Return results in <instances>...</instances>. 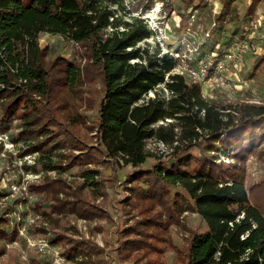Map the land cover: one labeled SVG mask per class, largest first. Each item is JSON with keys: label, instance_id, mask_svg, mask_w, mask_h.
Returning a JSON list of instances; mask_svg holds the SVG:
<instances>
[{"label": "trees", "instance_id": "16d2710c", "mask_svg": "<svg viewBox=\"0 0 264 264\" xmlns=\"http://www.w3.org/2000/svg\"><path fill=\"white\" fill-rule=\"evenodd\" d=\"M117 2L0 0V130L17 120L12 139L21 141L23 154L38 152L33 165L24 163L25 169H83L82 183L61 175L31 182L32 190L47 193L50 200L47 209L42 202H34L33 208L44 212L54 227L68 214L113 221L96 201L102 194L95 179L100 170L88 164L122 160L134 169L126 178L131 191L126 212L133 220L117 238L120 264H162L166 245L176 248V264H264V179L250 186L246 181L248 156L264 161V104L222 105L206 98L200 82L174 71L173 55L160 48L150 53L139 44L150 37V29L143 18L123 20L112 7ZM258 2L252 0L249 13ZM41 32L79 43L84 59L74 63L61 53L50 55L40 44ZM96 80L103 84L99 100L85 91ZM97 101L94 127L100 146L90 145L80 132L93 126L79 108ZM148 139L171 145L178 141L168 153L174 157L170 165L160 159L142 167L151 155L145 148ZM47 146L51 152L61 149L57 159L45 155ZM193 146L199 155L189 151ZM229 147L236 161L223 167L219 151ZM88 181L95 186V199L85 191ZM186 208L197 211L206 227L189 228L180 248L169 231L184 223L180 215ZM7 219L0 215V239L19 234L1 225ZM57 236L72 242L78 264L94 262L104 250L95 240L73 238L67 231Z\"/></svg>", "mask_w": 264, "mask_h": 264}, {"label": "rangeland", "instance_id": "374dc122", "mask_svg": "<svg viewBox=\"0 0 264 264\" xmlns=\"http://www.w3.org/2000/svg\"><path fill=\"white\" fill-rule=\"evenodd\" d=\"M251 2L252 0H152V2L118 0L112 7L123 17V20L143 18L151 35L139 44L148 46L150 53L160 48L162 52L173 55L177 59L174 71L183 72L189 80L200 82L206 98L222 105L242 102L264 104V0H259L253 13H249L248 7ZM40 44L47 47L50 55L61 53L74 63L84 59L86 53L85 48L79 43L50 32H41ZM176 51L180 52L181 57L175 56ZM215 59H221L222 62L217 65ZM214 61L215 64L211 63ZM217 75L222 76L223 79L221 80ZM216 76L217 80H215ZM85 91L87 95L99 100L103 95V84L96 80L87 85ZM149 94L152 95L153 92ZM98 107L97 101L93 107H87L83 103L79 108L86 115V123L93 126L90 129L81 127V135L94 146H100L97 129L94 127L99 114ZM17 124L15 120L9 125L11 128L6 130L10 138L14 136V131H17ZM3 127L6 125L3 124ZM0 140L3 141L1 137ZM14 143L12 147L6 146L4 142L0 143V198L4 197V201H7L5 206H0V215L9 204L13 205L9 213L14 209L28 211L29 208L36 215L32 216L35 220L26 219L27 235L22 232L13 239L11 236L0 239V264H78L73 258L72 242L65 237L57 239L59 231H67L73 238L93 239L104 249L100 256H94V262L86 264H120L116 249L117 238L122 226L133 220V216L126 212V208L130 205L125 199L127 195L128 199L131 197L128 188L130 183L126 178L133 171L134 166L121 161L117 163L114 160H110L112 163L109 165L88 164L100 170L95 179L101 183L99 191H102V194L96 197V201L109 210L113 215V221L87 220L75 214H68L62 219L60 226L54 227L44 212L33 208L34 202H42L43 207L47 209L50 200L47 193L28 187V182L39 180L33 179L31 173L34 170L25 169L23 166L25 161L33 163V156L29 157L27 154L37 156L38 152H26L25 155L22 152L21 141ZM50 148L47 146L45 155L50 153L54 159H57V153L61 149H54L51 152ZM145 148L151 155L142 164L144 168L151 167L160 159L166 165H170L174 160V157L169 156L168 153H161L154 139H148ZM74 151L79 152L78 149ZM189 151L200 154L197 146H193ZM229 152L233 153V151ZM218 161H223L221 163L225 167V164L234 163L236 159L225 156L224 160ZM38 170H42L40 165ZM82 173V168L73 165L62 173L53 171L50 176L53 178L61 175L70 181L82 183L84 181ZM262 179H264V161H261L257 155L251 154L246 159L247 185L250 186ZM25 186L29 190L28 193L24 189ZM94 189L95 186L88 181L85 191L92 198H94L92 192ZM132 212L134 213V210ZM180 217L184 223L173 224L169 234L174 244L183 248L185 238L190 235L189 228L204 230L206 222L197 211L187 208L182 211ZM14 222L15 220L10 216L8 223ZM1 225L5 227V222ZM73 225L77 226L78 232L74 230ZM98 226H101L102 230H98ZM47 238L50 242L42 252L38 249V243ZM166 247L160 261L162 264H176L178 260L176 248L171 245ZM61 251L65 252L67 257L60 258ZM100 257H104L105 260H100Z\"/></svg>", "mask_w": 264, "mask_h": 264}, {"label": "built area", "instance_id": "2783aa9c", "mask_svg": "<svg viewBox=\"0 0 264 264\" xmlns=\"http://www.w3.org/2000/svg\"><path fill=\"white\" fill-rule=\"evenodd\" d=\"M175 56L176 57H181V54H180V52L179 51H176V54H175ZM231 56V55H230ZM216 61H217V65H219L221 62H222V60L221 59H215ZM211 63H216L215 61L214 62H211ZM222 66V65H221ZM217 76H219V75H217ZM215 77V80H217L218 79V77ZM219 78L222 80L223 79V77L222 76H219ZM150 93H152V92H150ZM0 132H1V135H0V137L3 139V141L2 140H0V143H2V142H4V144L6 145V146H8V147H12L15 143H14V141H13V139L12 138H10V136H9V134L6 132V131H2V130H0ZM156 142H157V145H158V148H159V150L160 151H162L161 153L163 154V153H169L172 149H173V147H174V145L175 144H177L178 143V141H175L172 145L171 144H168V143H165L164 141H162V140H158V139H154ZM229 151H233L232 149H231V147H229L228 149H227V151L225 152V151H223V150H221V151H219V154H220V157L218 158V160H224L225 159V156L226 157H233L232 156V153L231 152H229ZM26 155V154H25ZM29 157L30 156H33V163L32 164H34L35 163V161H36V154H27ZM222 157V158H221ZM29 161V160H28ZM121 162H123L122 160H120ZM27 161H25L24 163H26ZM30 162V161H29ZM226 162H231V161H227L226 160ZM24 163H23V166H24ZM30 164V163H29ZM53 171H55V172H57L58 171V173H59V170H57L56 171V169H51V170H38V171H32V177H33V179H37V180H39V181H41L46 175H49L50 176V174L53 172ZM61 173H62V171H61ZM33 182V181H32ZM30 184L31 183H29L28 182V187H30ZM24 189H25V191L28 193V188H27V186H25L24 187ZM30 189V188H29ZM24 193V192H23ZM28 196V195H27ZM26 197V196H25ZM128 200V195H127V198L125 199V201H127ZM0 206L1 207H3V206H5L6 205V203H7V201H4V197H2V199L0 198ZM27 204V203H26ZM12 206L13 205H11V204H9V206H7V208L1 213V215H3L4 217H7L8 219L6 220V221H4L5 222V228L7 229V231H8V233H12L15 229H17L18 230V233H22V232H25V234L27 235L28 234V230H27V221H26V219L27 220H35V218H33L32 216L35 214H33V211H32V209H29L28 208V206H27V208H28V211L26 210H24L23 212L21 211V210H13V212L12 213H9L10 212V210H12ZM34 207V206H33ZM11 217H13V219L15 220V222L14 223H11V224H9L8 223V221H10V216ZM36 215V214H35ZM34 215V216H35ZM12 222V221H11ZM29 235H31V234H29ZM32 236V235H31ZM49 242H50V239L49 238H47V240H42V241H40L39 243H38V249L40 250V251H44L45 250V248L47 247V245L49 244ZM62 256V257H61ZM61 256H60V254H59V257L60 258H65V257H67V255L65 254V252H63V251H61Z\"/></svg>", "mask_w": 264, "mask_h": 264}, {"label": "crops", "instance_id": "0c3cea01", "mask_svg": "<svg viewBox=\"0 0 264 264\" xmlns=\"http://www.w3.org/2000/svg\"><path fill=\"white\" fill-rule=\"evenodd\" d=\"M247 181V180H246ZM3 226V225H2ZM10 236V235H9ZM8 237V236H7ZM6 238V237H5ZM81 258V257H80Z\"/></svg>", "mask_w": 264, "mask_h": 264}]
</instances>
